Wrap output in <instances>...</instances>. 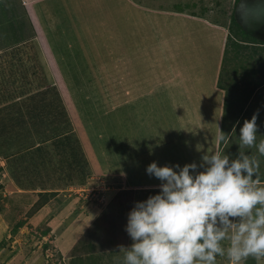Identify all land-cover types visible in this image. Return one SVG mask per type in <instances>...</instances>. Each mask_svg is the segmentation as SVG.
I'll return each mask as SVG.
<instances>
[{
  "label": "rangeland",
  "instance_id": "obj_1",
  "mask_svg": "<svg viewBox=\"0 0 264 264\" xmlns=\"http://www.w3.org/2000/svg\"><path fill=\"white\" fill-rule=\"evenodd\" d=\"M107 2L117 3L115 0ZM237 3V0H122L120 9L136 11L140 7L149 12V16L138 18L136 23L127 17L118 19L124 26L134 24L141 28L153 24L156 27L155 40L148 44L149 48L146 44H139L134 60H74L81 62L80 70L70 60H55L68 97H63L58 89L86 154L90 156L93 175L83 186L56 189L46 202L48 194L40 193L45 191L43 188L24 189L10 177L12 166L22 172L26 170V164L22 163L18 168L20 161L13 158L15 153L11 161L0 155V184L3 185L0 187V264H122L124 253L120 251L121 247L129 248L133 243L126 231L129 212L136 202L160 192L162 182L147 173V166L156 162L158 166L168 165L179 171L176 165L182 168L185 164L196 163L193 175L204 170L199 156L190 146L192 143L187 137L190 135H186L190 131L200 134L204 130L207 138L203 143L204 154L222 152L234 160L240 151H245L247 155L261 158L256 148L240 149L239 136L244 121L256 114L257 144L264 140V62L249 60L250 56L244 51L243 63L235 60L230 65L225 60H208L215 70L214 83L205 78L199 80L194 78L195 70L188 73L184 67H179V61L183 60H173L176 55L170 60L165 59L167 55L162 57L168 42L161 46L159 38L163 33L161 20L165 21L163 26L182 25L190 32L202 30V24L211 29V24L212 30L217 31V50L222 54V50L230 48L229 36H245L244 33L235 34L237 27L231 25L233 17L237 18ZM107 15L110 16L108 9ZM195 16L201 17L200 21ZM191 18L195 21L188 20ZM206 33L210 36L212 32ZM177 38L170 43L171 48L175 46L176 51L178 47L184 49L181 54L185 56L190 51L186 49V37L183 34ZM86 42L88 47L98 44L92 49L98 51L104 41L101 38L92 41L88 37ZM246 45H250L249 41ZM169 46L166 52L173 54ZM10 53L0 54V79L3 73L7 79V69L10 72L9 67L5 69L2 65V60L17 58L24 60L22 63L28 65L26 67L31 64L34 68L30 67V70L41 74L38 76L41 80L47 76L54 82L49 71L50 60L44 59L36 41L28 40L10 49ZM147 56L150 61L146 62ZM137 60H144L147 66L142 72L143 65L139 66ZM200 61L193 60V63ZM102 63L105 65L101 66ZM241 65L247 70L236 69ZM228 74L231 76L229 81ZM155 77L166 80L170 87L152 86ZM221 84H229V87L226 89ZM11 93L0 91V99L6 101ZM21 98H12L11 102ZM220 104L226 106L220 110L217 122L204 129L206 114H210L208 111L212 106L217 108ZM2 106L0 114L4 109ZM224 135L225 139L221 141L220 137ZM215 139L216 143H213ZM15 140L12 139L13 144ZM263 171L264 167L259 176H264ZM22 176L27 184L35 181L31 175ZM260 183L264 186V181ZM43 202L45 204L40 207ZM40 209L41 214L37 213ZM36 213L39 219L33 223L31 218ZM18 223L20 226L16 228ZM44 230H48L45 235ZM216 264H230V261L218 256ZM255 264H264V258L256 259Z\"/></svg>",
  "mask_w": 264,
  "mask_h": 264
},
{
  "label": "clouds",
  "instance_id": "obj_2",
  "mask_svg": "<svg viewBox=\"0 0 264 264\" xmlns=\"http://www.w3.org/2000/svg\"><path fill=\"white\" fill-rule=\"evenodd\" d=\"M256 120L254 114L244 121L239 146L264 156ZM175 167L179 171L156 162L147 166V173L162 182L160 192L129 212L126 231L133 243L121 247L122 264H216L218 256L241 264L264 258V186L255 179L257 157L240 151L230 160L207 153L204 170L195 175L196 163Z\"/></svg>",
  "mask_w": 264,
  "mask_h": 264
},
{
  "label": "crops",
  "instance_id": "obj_3",
  "mask_svg": "<svg viewBox=\"0 0 264 264\" xmlns=\"http://www.w3.org/2000/svg\"><path fill=\"white\" fill-rule=\"evenodd\" d=\"M115 1L117 3L112 4L108 3L107 0H0V38L6 45L0 49V54L10 53V49L24 44L28 40L36 41L42 50L44 59L50 60L49 71L54 79L52 84L60 88L63 97L67 98L68 92L64 87L66 84L64 85L65 82L60 76L61 72L55 60H64L65 62L70 60L72 65H76L79 70L82 64L80 61L75 62L74 60H134L133 56L137 53L140 47L139 44H146L149 48L148 44L155 40L156 27L153 24L152 26L146 25L140 28L134 24L124 26L118 20L119 17H127L131 18L135 23L139 22L138 18L149 16L147 10L144 11L139 6L136 11L123 10L120 9L122 0ZM107 9L110 11V16L107 15ZM235 13H237L236 21L238 24L245 27L243 29L247 30L246 33L250 35L245 34V36L241 37L236 35L235 38L231 34L232 36H229L228 41L230 48L225 51L222 50V54H220L221 51L217 50L219 45L218 36H216L217 31L212 30L213 26L211 24H209L211 29L207 25L202 24V30L197 29L193 32L184 29L185 27L182 25L176 26L174 24L169 27H161L163 28V33L159 34L161 46L168 42L167 47L163 48L165 55H162V57L167 55L165 59L170 60L176 55L173 60L175 58L183 60L179 61L181 63L180 68L184 67V71L188 73H192L195 70V72L193 71L194 78L213 80V83L216 77L214 75L215 70H212L211 63L208 60H226L230 65L232 61L235 63V60H241L243 63L242 54L244 51L250 56L249 60L264 62V0H239ZM242 16H244L243 19H241ZM135 19L137 21H134ZM195 19L200 21L201 17L195 16ZM188 20L195 21L193 18ZM142 23L145 24L144 22ZM209 30L212 32L210 36L206 33ZM183 34L186 37V47H188L186 49L187 51L190 50L185 56L181 54L184 49L180 50L178 47V51H176L175 46L171 48L170 44L178 39V35ZM258 34H261V38H258ZM248 36L252 38L247 39L246 37ZM88 37L92 41L95 39L98 41L101 38L104 41L102 42V47L100 46L98 51L92 50L98 44L94 47H88L89 44L86 42ZM254 37L258 38V40ZM248 41L250 45H246ZM128 43H130L129 46L127 45ZM124 44L125 47H123ZM168 46L173 54L166 52ZM11 53L10 55H12ZM219 55L223 56L219 57ZM145 59L146 62L150 61L148 56ZM193 60H201L199 63H202V65L197 66L199 63H193ZM205 60L206 62H204ZM143 61L137 60L139 66L143 65L140 68L141 72L147 67ZM4 63L2 60V65ZM237 67L236 69L239 70H247L244 65ZM227 68L229 69V67ZM3 71L5 72L4 69ZM250 79H253V77H250ZM229 80H231V76ZM71 81L74 84L75 78ZM191 90L194 89L192 88ZM154 92H152L153 95H155ZM193 96L197 97L196 94ZM200 96L202 95L199 94ZM129 188L132 187L130 186ZM37 213L41 214V209ZM37 213L31 218L33 223L38 222L39 214Z\"/></svg>",
  "mask_w": 264,
  "mask_h": 264
},
{
  "label": "trees",
  "instance_id": "obj_4",
  "mask_svg": "<svg viewBox=\"0 0 264 264\" xmlns=\"http://www.w3.org/2000/svg\"><path fill=\"white\" fill-rule=\"evenodd\" d=\"M164 24L165 21L161 20V25L163 26ZM231 25L237 27L234 30L236 34H246L234 17ZM0 39V49H2L6 45L2 42V38ZM22 61L24 62V60H15V58L4 61L6 62L5 69L7 67L10 69V72L6 70L10 79L7 80L8 77L7 79L4 78L6 75L3 73L0 79V91L7 90L12 91V93L6 101L0 99L2 101L0 105L4 107L0 114V155L6 161H11L15 153L13 158L17 157L20 161L18 168L21 167L22 163H25L26 170L21 172L12 166L9 172L10 177L21 188L30 189L33 187L36 189V186L43 188L45 191L40 193L48 194L45 200L47 202L49 196H52L51 193H56V189L85 185L93 175V170L58 87L52 84L47 76L41 80L38 77L41 74L37 75V73L32 72L30 69L34 67L31 64L26 67L28 65L23 64ZM102 61L104 62V60ZM111 61H108V64ZM103 65L105 64L102 63L101 66ZM42 67L43 65L41 64ZM45 75L46 72L44 73ZM36 79L40 80L36 81ZM153 80L156 83H152V86L156 84L159 88L170 87L166 80L157 77ZM222 86L219 87L227 89L229 84ZM17 97L22 98L20 101L11 102L12 98L16 99ZM8 101L9 103H5ZM225 106L226 104H220L217 108L211 107L208 111L210 114H206L204 118L206 125L204 129L214 126L220 115V110ZM203 131L200 134L191 131L186 134L190 135L187 136L189 142L192 143L190 146L191 148L193 146L194 149H192L195 150L201 162L202 157L205 155L203 143L207 139ZM12 139H16V143L13 144ZM213 143H216V139ZM220 154L225 153L221 152ZM258 160L260 170H262L264 167V156H261ZM22 174L31 175L35 181H30L29 184L25 183ZM255 179L261 185L260 182L264 181V176L258 175ZM48 183H51V186H48ZM0 187L2 188L3 185L0 184ZM44 202L40 207L46 203ZM20 223L17 224L16 228L20 226ZM47 232L48 230H44V235ZM255 263V258L249 257L246 260V264Z\"/></svg>",
  "mask_w": 264,
  "mask_h": 264
}]
</instances>
